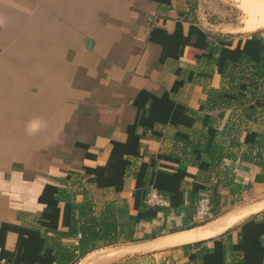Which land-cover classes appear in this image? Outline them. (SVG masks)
<instances>
[{
    "label": "crops",
    "instance_id": "0c3cea01",
    "mask_svg": "<svg viewBox=\"0 0 264 264\" xmlns=\"http://www.w3.org/2000/svg\"><path fill=\"white\" fill-rule=\"evenodd\" d=\"M204 3L0 0V264H58L107 217L117 242L89 241L74 264H264V181L240 161L264 153V30ZM210 137L218 176L193 157L198 145L210 162ZM157 172L173 176L177 204L144 215ZM228 178L250 188L230 192ZM217 182L223 213L190 228L206 194L193 184Z\"/></svg>",
    "mask_w": 264,
    "mask_h": 264
},
{
    "label": "trees",
    "instance_id": "16d2710c",
    "mask_svg": "<svg viewBox=\"0 0 264 264\" xmlns=\"http://www.w3.org/2000/svg\"><path fill=\"white\" fill-rule=\"evenodd\" d=\"M212 140H213V137H210L209 144H208L209 150H207V151H209L208 152V156H209V160H210L209 163H205L201 159V153H200L201 150H200L198 145H194L192 148L193 152H194L193 157H194L195 163L197 164L198 171L208 173V174L215 173V175L218 176L220 172L217 171L218 172L217 173L215 171L216 170L215 168L217 166H219L218 164L220 163V159L223 157V154L220 152L216 153V150L214 148L215 146H211ZM250 140H251V142L253 141V139H249V138L244 139V143L248 147H249V145L251 147L253 146L252 143L250 142ZM249 142H250V144H249ZM259 148L261 150H263L264 144H260ZM130 153L135 154L132 152V150L130 151ZM224 156L226 158L231 157L230 154H225ZM240 161H242V162H253L257 166H259L261 172L255 176L254 182L262 183L264 181V153L258 151L254 154V156H252L251 153H242ZM94 171H96V174L100 173V170H94ZM94 171L85 170L86 173L94 172ZM185 174H186L185 165H183V164L179 165V168L177 169L176 174H175V177L177 178V180L180 181L182 176H184ZM172 177L173 176H170L169 174L157 172L156 180L154 182H158V184L154 183L152 188H154L156 194L161 196L164 200H169V205L173 207V206H176L177 203L174 200H172V197H170V195L172 193L177 194L178 185H172L170 183V181L173 180ZM157 179H158V181H157ZM160 180H162V183ZM218 182L213 184V185H209L208 187H205L204 185H197V184H193V186H192L193 192H195V193L199 192V191H205L206 192V194L203 197L208 202V208H209V216L208 217H210V215H211L212 218L218 217L224 211V202L222 201V195L223 194L219 190V183ZM224 186L227 187L228 189H230V192H231V190H236L238 192H241L244 190L246 191L250 188V185L240 186L238 184L233 183V180L231 178L227 179L226 184ZM136 187L138 188V190L141 188H144L143 186L139 185V181H138V186L136 185ZM145 188H147V187H145ZM148 195H149V190L145 189L143 191V197L145 199V202L147 200ZM135 198H136L135 199V207L138 208L139 199H137L138 198L137 193L135 194ZM201 198H202V196H201ZM197 203H196L195 208H194V216H195V212H196ZM149 207L150 206H148V208L146 209L144 215L154 216V214L156 213V210H161V208H158V207H150V208ZM208 221H209L208 218H206L203 222L193 223L190 228L199 226V225L204 224L205 222H208ZM97 225L100 227L101 233L94 234L93 232H90L87 228H85V229L80 228L79 231L82 234V237H81L78 249L75 251L61 250L58 253H56L54 256H52V261H55L58 264H74L75 262H77L79 259L83 258V256H85L89 252L90 249L86 248L89 241L94 242V241L101 240L104 245H113L117 242L119 235H118V230L116 228V224H115L114 219H112L110 221V218L107 217L105 220L98 221ZM91 246L93 247V243H91Z\"/></svg>",
    "mask_w": 264,
    "mask_h": 264
},
{
    "label": "rangeland",
    "instance_id": "374dc122",
    "mask_svg": "<svg viewBox=\"0 0 264 264\" xmlns=\"http://www.w3.org/2000/svg\"><path fill=\"white\" fill-rule=\"evenodd\" d=\"M263 5L264 0H205L204 3L207 12L213 15L219 22L228 25L232 24L238 27L239 30L244 31H253L251 29L259 23L261 14L259 7H264ZM261 30L263 31L264 27ZM207 218L209 221L214 219L211 215Z\"/></svg>",
    "mask_w": 264,
    "mask_h": 264
},
{
    "label": "built area",
    "instance_id": "2783aa9c",
    "mask_svg": "<svg viewBox=\"0 0 264 264\" xmlns=\"http://www.w3.org/2000/svg\"><path fill=\"white\" fill-rule=\"evenodd\" d=\"M146 203L150 207H161L166 204V201L161 196L152 191L149 193ZM208 216V202L204 197H202L197 203L195 218L198 222H203Z\"/></svg>",
    "mask_w": 264,
    "mask_h": 264
},
{
    "label": "bare ground",
    "instance_id": "6f19581e",
    "mask_svg": "<svg viewBox=\"0 0 264 264\" xmlns=\"http://www.w3.org/2000/svg\"><path fill=\"white\" fill-rule=\"evenodd\" d=\"M249 3V2H248ZM256 4V3H255ZM257 5V4H256ZM254 6V5H253ZM252 6V7H253ZM264 6V5H263ZM250 8V7H249ZM259 10L261 11L260 13V20H259V23L258 24H256L255 26H254V28H252L251 30H254V29H257V28H261V27H264V7H259ZM256 11H258V10H256ZM250 12V11H249ZM255 24V23H254ZM252 26V25H251ZM233 216V215H232ZM228 217V216H227ZM236 218V217H235ZM235 218H233V217H231V216H229V218H226V219H223V223H221V222H219V223H221L222 224V226H227L228 224H230ZM220 226L221 225H219V226H213V228H205V229H203L204 230V232H196L195 234H194V236H191V237H189V236H187V235H185V236H179V238H174V240L172 241L173 243H180V242H183V241H185V240H190V239H192V238H199V237H203V236H208V235H211V234H213L214 232H217L218 231V229L220 228ZM221 226V227H222ZM122 254V253H121Z\"/></svg>",
    "mask_w": 264,
    "mask_h": 264
}]
</instances>
